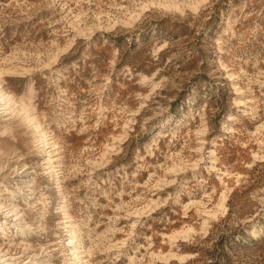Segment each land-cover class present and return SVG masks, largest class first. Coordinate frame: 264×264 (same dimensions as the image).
<instances>
[{
    "label": "rangeland",
    "instance_id": "374dc122",
    "mask_svg": "<svg viewBox=\"0 0 264 264\" xmlns=\"http://www.w3.org/2000/svg\"><path fill=\"white\" fill-rule=\"evenodd\" d=\"M0 205V264H264V0H0Z\"/></svg>",
    "mask_w": 264,
    "mask_h": 264
},
{
    "label": "bare ground",
    "instance_id": "6f19581e",
    "mask_svg": "<svg viewBox=\"0 0 264 264\" xmlns=\"http://www.w3.org/2000/svg\"><path fill=\"white\" fill-rule=\"evenodd\" d=\"M0 209H1V205H0ZM8 213V212H7ZM214 216V215H213ZM176 236V235H175ZM172 237H174V235H172Z\"/></svg>",
    "mask_w": 264,
    "mask_h": 264
}]
</instances>
